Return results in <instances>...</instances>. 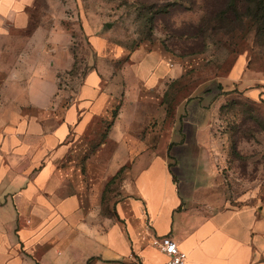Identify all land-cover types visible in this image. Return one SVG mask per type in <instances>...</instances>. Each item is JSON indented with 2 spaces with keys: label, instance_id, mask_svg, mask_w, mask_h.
Wrapping results in <instances>:
<instances>
[{
  "label": "crops",
  "instance_id": "1",
  "mask_svg": "<svg viewBox=\"0 0 264 264\" xmlns=\"http://www.w3.org/2000/svg\"><path fill=\"white\" fill-rule=\"evenodd\" d=\"M34 8L0 0V41L28 30ZM68 37L37 30L0 66V264H165L155 236H172L187 264H264V203L233 205L216 192L211 99L184 104L166 146L160 127L147 129V107L162 115L166 83L181 74L163 52L136 50L117 75L96 66L71 101L59 79L71 67L61 61ZM92 37L101 57L104 41ZM120 83L126 104L109 142L76 157L89 126L111 119ZM127 167L130 196L103 214L106 184Z\"/></svg>",
  "mask_w": 264,
  "mask_h": 264
},
{
  "label": "rangeland",
  "instance_id": "2",
  "mask_svg": "<svg viewBox=\"0 0 264 264\" xmlns=\"http://www.w3.org/2000/svg\"><path fill=\"white\" fill-rule=\"evenodd\" d=\"M224 2L35 0L30 28L15 32L12 42L0 41V66L11 65L15 53L25 44L23 40L35 31L60 28L69 36L68 42H61L69 52L63 53L61 61L64 64L67 58L71 63L69 71L59 75L60 86L68 89L72 101L77 98L83 76L96 66L115 68L109 75H117L136 50L163 52L170 66L181 74L174 82L166 83L162 115L153 106L147 107L153 111L147 129L156 131L160 127V136L168 146L173 131L182 122L179 111L184 104L211 99L208 109L216 110L212 131L217 141L214 162L220 181L216 192L233 205L264 203V27L260 26L264 11L262 2L252 4L249 11L244 10L245 4L237 3L236 15ZM220 11H225L221 22L227 33L211 36L200 53L202 42L192 37L194 29L204 22L215 26ZM93 35L104 41L101 57ZM49 53L55 56V51ZM239 63V72L232 75ZM119 87L122 93L116 97L111 119L89 126L77 143L76 157L92 154L109 142L112 126L126 104L124 85L120 83ZM134 177L127 167L109 179L103 194V214H111L116 201L130 196Z\"/></svg>",
  "mask_w": 264,
  "mask_h": 264
},
{
  "label": "trees",
  "instance_id": "3",
  "mask_svg": "<svg viewBox=\"0 0 264 264\" xmlns=\"http://www.w3.org/2000/svg\"><path fill=\"white\" fill-rule=\"evenodd\" d=\"M262 2V11H264V2L261 0H225L224 2V6L225 4H229L228 5V10H233L236 15L237 14V6L236 4H245V8L244 10L249 11L250 10V6L252 4H261ZM224 15H225V11H220L216 18L214 19L215 21V26H211L210 24L208 25V23L204 22L201 26L197 27L194 29V34L192 35V37L197 40V41H201L202 42V49L199 51L200 53H202L206 47V42L207 40L211 37V36H217L219 34H221L220 32H226V27L225 25L221 22L224 19ZM262 20V25H260L262 28L264 27V12L263 15L261 17ZM196 54V52L194 53Z\"/></svg>",
  "mask_w": 264,
  "mask_h": 264
},
{
  "label": "built area",
  "instance_id": "4",
  "mask_svg": "<svg viewBox=\"0 0 264 264\" xmlns=\"http://www.w3.org/2000/svg\"><path fill=\"white\" fill-rule=\"evenodd\" d=\"M152 246L167 257L165 264H187V255L181 251L177 241L172 236L157 237Z\"/></svg>",
  "mask_w": 264,
  "mask_h": 264
},
{
  "label": "water",
  "instance_id": "5",
  "mask_svg": "<svg viewBox=\"0 0 264 264\" xmlns=\"http://www.w3.org/2000/svg\"><path fill=\"white\" fill-rule=\"evenodd\" d=\"M109 26H111V25H109Z\"/></svg>",
  "mask_w": 264,
  "mask_h": 264
}]
</instances>
